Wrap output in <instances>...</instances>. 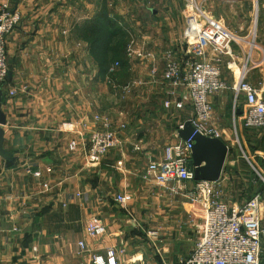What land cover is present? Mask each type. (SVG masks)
Wrapping results in <instances>:
<instances>
[{"label":"crops","instance_id":"obj_1","mask_svg":"<svg viewBox=\"0 0 264 264\" xmlns=\"http://www.w3.org/2000/svg\"><path fill=\"white\" fill-rule=\"evenodd\" d=\"M159 1L154 7L142 0V12L137 9L124 32L104 15L102 0H0L21 14L6 41L10 79L0 84L5 119L0 124L5 152L0 154V264H96L94 257L106 260L110 249L117 264H184L192 252L202 206L143 178L147 164L162 157L166 145L184 140L176 132L193 117L188 90L162 79L168 51L180 62L189 56L182 39L184 6L182 0ZM108 33L133 40L145 57H128L123 41L101 43ZM102 44L117 51L109 65L103 63ZM115 62L120 68L109 80ZM152 66L158 70L155 79ZM229 91L226 100L210 96L212 123L228 146L214 185L223 201L239 204L259 188L249 164L264 167V133L245 126L243 96L232 119ZM166 101L173 103L166 106ZM97 117L113 123L123 118L127 128L122 150L91 165L85 151L89 134L100 126ZM27 168L40 170L41 176ZM118 194L129 197L121 203ZM94 219L104 233L88 234ZM261 239L264 244V233ZM80 241L86 244L83 250Z\"/></svg>","mask_w":264,"mask_h":264},{"label":"built area","instance_id":"obj_2","mask_svg":"<svg viewBox=\"0 0 264 264\" xmlns=\"http://www.w3.org/2000/svg\"><path fill=\"white\" fill-rule=\"evenodd\" d=\"M183 16L186 19V26L182 39L187 45L189 56L180 62L168 51L162 79L172 88L184 86L188 90L193 108L192 125L205 136L219 138L220 132L212 123L214 110L210 96L218 94L222 88L228 86L231 87L235 100L240 96L245 99L247 106L244 113L245 126L258 128L264 133V80L258 85L248 80L251 69L258 67L263 60H254L252 65H248L250 58L242 64L237 63L233 47L235 44L239 45L242 38L231 33L218 20L211 17L196 0L187 1ZM20 21L21 14L17 10H11L8 3L0 4V84L6 81L9 73L7 36ZM126 54L130 58L145 57L136 48L133 40L127 45ZM226 56L230 60L227 67L235 76L231 84L222 80L221 64ZM147 57L153 56L147 53ZM118 66L119 63L115 62L109 68L108 79ZM157 71V67L152 66V79L156 78ZM129 87L130 84L125 86ZM9 93L14 95L15 90H10ZM172 103L173 101H166L165 105ZM175 106L181 108L182 103L175 102ZM97 119L100 126L92 130L86 143V162L91 165L98 163L103 156L113 150H122L123 132L127 128L123 118L116 123L107 118ZM192 145L191 138L166 145L163 156L150 161L143 174L145 180L163 186L173 194L186 196L203 208V221L198 226L193 250L184 260V264H259L262 253L261 238L264 233L262 226L264 169L262 173L257 172L261 184L254 195L239 204H229L221 199L214 182L202 180L187 187V182L193 180L189 166ZM75 146L76 142L72 141L70 148L73 149ZM134 147L139 149L137 145ZM27 171L35 177L41 176L40 170L33 171L27 168ZM43 186L45 189L50 188L47 183ZM128 197L125 194H118L115 199L124 203ZM104 231V226L97 219L87 226L90 235H100ZM79 247L83 250L86 244L80 241ZM94 262L117 264L114 250L107 251L106 260L98 256L94 257Z\"/></svg>","mask_w":264,"mask_h":264},{"label":"rangeland","instance_id":"obj_3","mask_svg":"<svg viewBox=\"0 0 264 264\" xmlns=\"http://www.w3.org/2000/svg\"><path fill=\"white\" fill-rule=\"evenodd\" d=\"M89 1L99 2V0H89ZM162 1H166V3L168 4L174 3L171 0H162ZM187 1L188 0H182L183 6H185ZM196 1L199 4H202L204 6L203 8H205L210 12L209 15L214 19L218 20L231 33L235 34L238 37H241L242 40L244 39L245 44L244 43L241 44L242 40L240 42L241 46H243L244 48V53L238 54V51H242V50H238L236 46L233 47V53L238 57L237 63L242 64L243 62H246V59L248 58H250V60L248 61V65H252V62L254 60H263V62L258 67L251 69L248 76V80L250 82L258 85L260 81L264 80V0H235L233 2H228L226 0L224 1L196 0ZM141 2L142 0H102L101 8L104 9V15L105 16L107 15L108 19L111 18V20L112 19L115 20L116 26L117 25L120 26L121 24V28L125 32L129 30L130 27H132V22H133L132 16H134V13L137 12V9L139 8L140 11L142 12L144 7ZM159 2H160L159 0H150V4L154 7H158V4H160ZM176 5L178 6L177 3ZM166 32L167 31H163V34H166ZM146 33L150 34V31H147ZM109 35H110L109 33L108 35L104 34L101 43L105 42L107 45V42L109 40L111 46H115V45L117 46L118 41H123L121 46L127 47L130 41L129 38L126 37L122 38L121 36L116 35L114 36V38H112ZM91 37L93 39L95 36L93 35L90 36L88 38V41L91 40ZM121 46H120V50H121ZM237 46H239L240 49H243L242 47H240V45ZM100 51L103 54L104 64L109 65V63H112L111 62L112 58L116 57L117 51L108 49V47H105L104 44L101 45ZM229 61H230L229 58L226 56L223 58L221 64L222 80L227 84L232 83L235 79L234 72L227 67ZM111 66L109 68H111ZM119 68H120V64L112 76L117 75ZM229 90H231V87L225 86L218 94L222 95V97H224V99L226 100V95L229 94L230 96ZM231 92H232L231 93L232 99H231V106L229 109H230V115H232V119H233L234 115L237 116L235 114V112L237 111L236 109L234 110V107L237 108V106H239V104L241 105L242 102L239 100L237 102L234 99L233 91ZM106 107L107 106H104V108ZM233 123L234 122L231 119H229L228 125L231 128L233 127ZM234 135L233 136L231 135L233 139L235 138ZM263 169H264L263 165L257 167L253 162L249 164L250 173L254 175V184H253L254 187L259 186L261 184L260 183L261 180L257 172L259 171L262 173Z\"/></svg>","mask_w":264,"mask_h":264},{"label":"water","instance_id":"obj_4","mask_svg":"<svg viewBox=\"0 0 264 264\" xmlns=\"http://www.w3.org/2000/svg\"><path fill=\"white\" fill-rule=\"evenodd\" d=\"M233 2L235 0H226ZM10 79V72L7 79ZM5 119L0 109V124H4ZM177 135L187 140L191 138L193 141L191 150V159L189 160V166L193 173V179L195 181H210L216 182L220 179L224 163L228 154V146L220 138L209 137L199 133L192 125L191 120H187L183 123L182 128L177 130ZM2 132L0 130V138ZM0 154H5L1 150ZM262 245V253L259 264H264V244Z\"/></svg>","mask_w":264,"mask_h":264},{"label":"trees","instance_id":"obj_5","mask_svg":"<svg viewBox=\"0 0 264 264\" xmlns=\"http://www.w3.org/2000/svg\"><path fill=\"white\" fill-rule=\"evenodd\" d=\"M113 21H114V20H113ZM108 24H109V25H108L109 27H112L114 23H113L112 21L109 20ZM3 83H4V82H3Z\"/></svg>","mask_w":264,"mask_h":264}]
</instances>
